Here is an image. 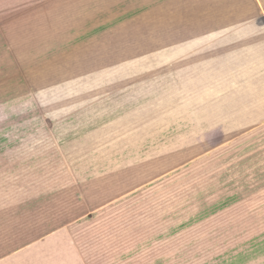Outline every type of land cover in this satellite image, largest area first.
I'll list each match as a JSON object with an SVG mask.
<instances>
[{"label":"crops","instance_id":"1","mask_svg":"<svg viewBox=\"0 0 264 264\" xmlns=\"http://www.w3.org/2000/svg\"><path fill=\"white\" fill-rule=\"evenodd\" d=\"M190 4L152 45L162 81L153 70L141 87L123 72L138 60L116 59L41 90L43 61L4 26L26 11L0 18V157L36 138L39 160L46 137L65 169L0 175V228L25 229L22 264H264V0ZM106 135L142 144L106 155ZM27 179L38 186L6 182Z\"/></svg>","mask_w":264,"mask_h":264},{"label":"rangeland","instance_id":"2","mask_svg":"<svg viewBox=\"0 0 264 264\" xmlns=\"http://www.w3.org/2000/svg\"><path fill=\"white\" fill-rule=\"evenodd\" d=\"M190 1L192 0H0V18L26 11L25 15L14 22L4 23V26L8 29L13 44L21 47L26 45V48L20 49V55H25L27 60L43 61L40 81L42 85L36 84L41 90L50 91L53 85L50 82L53 79L61 81L66 76H81L86 71L93 70L89 66L103 65V61L116 59L138 60L137 68L124 69L123 72L133 70V75L138 76V86L141 87L151 80L147 76L152 75L153 70L156 76L160 75L155 82L162 81L163 68H152L149 61L161 62L163 52L152 50V45L162 44V34L180 26L182 17L186 16L185 12L193 6ZM154 103L156 113L166 107L162 91L156 93ZM142 104L145 108H150L148 101ZM143 118L140 117V120ZM175 118L177 117L170 115L164 121L172 119L171 124L174 125L177 124ZM46 124L50 125V121H46ZM147 135L149 134L144 132L137 140L146 139ZM106 136L101 142L106 155L122 156L126 151V155H130L138 150L137 145L142 144L136 142L134 147H128L129 144L126 148L114 147L126 141H122L120 137ZM43 138L44 147L39 160V151L34 148L38 146L35 144L36 138L27 142L25 147L2 153L0 175L20 171L28 175H34L35 172L65 171L61 164L54 162L57 160L58 150L47 147L46 144L50 141ZM114 142L117 144H113ZM130 142L132 141H128ZM94 154L97 151L92 150L91 155ZM74 170H82L77 158ZM6 182L11 183V186L23 183L27 187L38 186V181L34 179ZM44 182L42 188L46 183V187L49 186L50 181ZM1 183L3 180H0V187ZM29 229L32 228H26L27 231ZM24 230L19 227L0 228V264L25 262L18 253H14L23 244L19 238Z\"/></svg>","mask_w":264,"mask_h":264}]
</instances>
